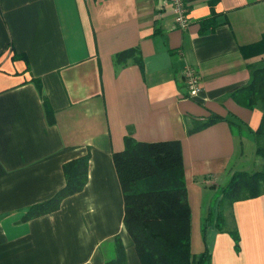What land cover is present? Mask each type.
<instances>
[{
  "label": "crops",
  "instance_id": "1",
  "mask_svg": "<svg viewBox=\"0 0 264 264\" xmlns=\"http://www.w3.org/2000/svg\"><path fill=\"white\" fill-rule=\"evenodd\" d=\"M185 4L189 24L180 29L169 0H0V264H108L117 241L122 264H141L112 159L125 136L180 142L192 254L264 264V193L227 204L231 223L203 232L217 190L248 172L240 160L262 112L240 88L264 53L242 48L264 34V0ZM187 65L199 75L195 97ZM211 115L220 118L189 133ZM86 154L83 189L25 219L65 185L63 165Z\"/></svg>",
  "mask_w": 264,
  "mask_h": 264
},
{
  "label": "trees",
  "instance_id": "2",
  "mask_svg": "<svg viewBox=\"0 0 264 264\" xmlns=\"http://www.w3.org/2000/svg\"><path fill=\"white\" fill-rule=\"evenodd\" d=\"M212 17L214 15L201 21L202 31L213 27ZM242 50L244 53H264V34L257 43ZM135 53L136 49H130L118 56L123 58ZM250 74L249 82L240 89L245 91L249 107L260 104V123L251 133L256 143V154L264 159V60L252 66ZM43 103L47 118L52 122V112L44 96ZM219 118L218 115H211L196 122L189 133L209 126ZM112 159L123 195V224L141 264H211L207 249L198 255L191 253V210L180 142H142L125 136L123 150L114 152ZM87 167L88 154L65 163V185L51 199L31 206L24 218L55 211L63 198L81 191L86 183ZM262 193L264 172L236 171L229 183L222 186L217 200L231 204ZM217 226L221 228L218 223ZM206 227L205 224L203 232ZM117 244V259L108 264H122L120 255L123 247L118 241Z\"/></svg>",
  "mask_w": 264,
  "mask_h": 264
},
{
  "label": "rangeland",
  "instance_id": "3",
  "mask_svg": "<svg viewBox=\"0 0 264 264\" xmlns=\"http://www.w3.org/2000/svg\"><path fill=\"white\" fill-rule=\"evenodd\" d=\"M256 143L253 138H248L244 143V154L241 157V162L246 166L248 172L262 171L264 172V159L256 155ZM228 184V183H227ZM226 184V185H227ZM225 186V185H223ZM222 186H220L219 190L215 193L213 199L211 200V204L205 207L207 212L204 215L203 227L209 226L211 224H217L220 226H227L232 221V213L229 207H227L226 202L222 201L218 202V198L220 196V190ZM212 198V197H211ZM210 211V212H209ZM220 216V218H218Z\"/></svg>",
  "mask_w": 264,
  "mask_h": 264
},
{
  "label": "built area",
  "instance_id": "4",
  "mask_svg": "<svg viewBox=\"0 0 264 264\" xmlns=\"http://www.w3.org/2000/svg\"><path fill=\"white\" fill-rule=\"evenodd\" d=\"M174 15V25L184 29L189 24L188 10L185 0H169ZM182 75L186 83L187 91L190 97H195L200 91V79L197 71L192 66H185Z\"/></svg>",
  "mask_w": 264,
  "mask_h": 264
}]
</instances>
